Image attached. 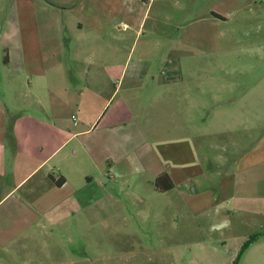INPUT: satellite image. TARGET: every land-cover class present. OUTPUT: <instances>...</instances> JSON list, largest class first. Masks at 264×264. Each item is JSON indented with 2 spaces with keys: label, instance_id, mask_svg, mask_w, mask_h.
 Listing matches in <instances>:
<instances>
[{
  "label": "rangeland",
  "instance_id": "rangeland-1",
  "mask_svg": "<svg viewBox=\"0 0 264 264\" xmlns=\"http://www.w3.org/2000/svg\"><path fill=\"white\" fill-rule=\"evenodd\" d=\"M55 1L59 0H0L2 91L7 79L3 45L18 30L27 34L33 49L50 48L45 30L49 18L60 15L52 7ZM83 8L85 15L98 9L99 14L110 18V22L101 23L103 49L123 34L119 46L133 47V62L165 65L167 75L176 73L184 81H192L187 93L190 100L176 97L177 100L167 102L178 105L180 118H175L172 110L160 120L163 129L160 137L168 146L167 155L177 159L183 170L182 176L175 177L184 182H177L174 189L159 195L153 192L152 184L119 178L107 189L112 196L103 200L104 207L108 201L116 208L166 207L169 213L176 209L177 214L150 215L144 221L140 216L130 215L129 210L124 219L122 215L104 214L102 241L88 247V262H230L244 240L264 233V0H142L124 8L123 13L133 17L129 23L132 29L125 33L117 31L119 22L114 14L118 7L86 5ZM72 35L73 38L64 36L61 53L56 42L50 46L60 53L55 59L64 67L65 80L73 75L80 83L85 71L84 56L72 48L76 47L75 40L85 41L86 36L79 40L76 33ZM106 53L103 50L100 54L103 62L110 57ZM35 62L45 66L54 64L47 54L36 55ZM177 65L181 71L172 72ZM69 85L73 84L69 82ZM33 86L29 96L23 87L25 97L18 104L8 103L12 105L8 108L12 117L16 116L15 110L17 114L34 115L30 98L43 91L36 92ZM113 90L114 85L110 88ZM122 95V88L114 93L110 109ZM185 135L191 140L193 150L187 141H180ZM174 146L181 148L177 157ZM88 217L84 216L85 226L89 225ZM126 224L144 225L146 237L127 241L121 235L127 232L121 230ZM113 226L118 227L119 237L114 235L117 230ZM86 234L89 239L91 232L88 230ZM72 250L78 252L81 248L74 246ZM133 256L135 262L130 261ZM238 264H264V238L252 244Z\"/></svg>",
  "mask_w": 264,
  "mask_h": 264
},
{
  "label": "crops",
  "instance_id": "crops-1",
  "mask_svg": "<svg viewBox=\"0 0 264 264\" xmlns=\"http://www.w3.org/2000/svg\"><path fill=\"white\" fill-rule=\"evenodd\" d=\"M140 1H55L52 7L60 15L50 17L45 30L50 48L33 49L27 34L18 30L3 45L7 79L5 91L0 84V264H90L87 251L91 243L102 241V216L122 215L124 219L128 214L129 209L116 208L108 201L107 207L103 205V200L112 196L107 189L116 179L152 184L166 173L174 184L172 189L177 182H184L175 177L182 176L183 170L177 159L167 155L168 146L160 137V120L172 110L175 118H180L178 105L167 102L176 97L189 99L192 81H184L176 73L167 75L165 65L133 62V47L119 46L123 34L103 49L101 23L110 22V18L99 14L98 9L84 14L86 5L116 6L117 31L125 33L131 31L133 17L124 14V8ZM121 10L123 16L119 17ZM86 29L89 32L84 34ZM75 33L79 40L86 36L85 41L75 40L76 47L72 48L84 56L80 83L73 75L66 81L64 67L55 59L63 49L64 36L73 38ZM39 41L42 43L41 37ZM55 42L60 53L50 46ZM103 50L110 55L106 62L100 56ZM39 54L49 55L54 64L36 63ZM173 68L172 72L181 71L178 65ZM33 84L36 92L43 91L30 98L34 115L17 114L15 110L12 117L8 110L12 105L8 103L23 100V87L29 96ZM121 88V99L110 109L114 93ZM186 136L180 141H187L193 150ZM173 152L176 157L181 154L180 146H174ZM61 178L64 181L57 186ZM153 192L163 195L169 191ZM169 211L153 207L130 209L129 214L143 221L150 215L177 214L176 209ZM84 216H89L88 226ZM112 228L119 237L118 227ZM123 229L127 232L121 235L127 241L146 237L144 225L126 224ZM74 246L81 251L72 250ZM134 257L131 262L136 261Z\"/></svg>",
  "mask_w": 264,
  "mask_h": 264
},
{
  "label": "trees",
  "instance_id": "trees-1",
  "mask_svg": "<svg viewBox=\"0 0 264 264\" xmlns=\"http://www.w3.org/2000/svg\"><path fill=\"white\" fill-rule=\"evenodd\" d=\"M6 62V59H5ZM63 178L56 181V185L60 186L63 183ZM174 187V184L168 174L162 173L158 177H156L152 182V188L157 193H165L170 191ZM264 238V233H258L249 236L246 240H244L234 253L233 257L231 258L228 264H238L242 254L255 242H258L259 239Z\"/></svg>",
  "mask_w": 264,
  "mask_h": 264
}]
</instances>
